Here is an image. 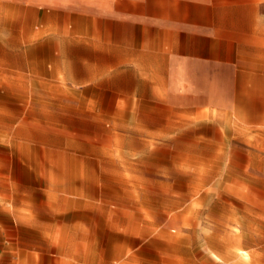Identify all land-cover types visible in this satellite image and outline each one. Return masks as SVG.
Returning <instances> with one entry per match:
<instances>
[{"label": "crops", "instance_id": "1", "mask_svg": "<svg viewBox=\"0 0 264 264\" xmlns=\"http://www.w3.org/2000/svg\"><path fill=\"white\" fill-rule=\"evenodd\" d=\"M68 94L96 115L128 117L130 131H159L146 117L164 115L223 141L231 114L235 131L264 132V0H0V264H162L153 225L78 219L84 230L58 241L47 231L55 219L67 227V157L30 132ZM7 227L30 251L9 247ZM40 241L74 247L37 251Z\"/></svg>", "mask_w": 264, "mask_h": 264}, {"label": "rangeland", "instance_id": "2", "mask_svg": "<svg viewBox=\"0 0 264 264\" xmlns=\"http://www.w3.org/2000/svg\"><path fill=\"white\" fill-rule=\"evenodd\" d=\"M71 96L60 114L52 110L44 118L50 123L44 130L30 132L48 154L67 157L70 212L62 217L67 227L57 228L55 219L47 229L55 241L84 230L75 220L114 217L153 225L149 230L162 264H264V132L235 131L240 122L231 114L225 118L233 129L223 141L214 131L167 123L171 119L164 115L156 124L146 117L145 126L159 131H130L135 126L128 117L96 115ZM218 111L207 116L218 121ZM142 136L157 142L146 146ZM81 205L93 212H72ZM4 233L11 249L30 251V241L13 244L15 229ZM26 237L30 240V229ZM34 246L52 252L74 247L42 241Z\"/></svg>", "mask_w": 264, "mask_h": 264}]
</instances>
